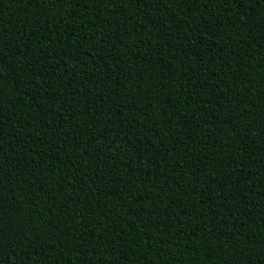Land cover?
I'll return each mask as SVG.
<instances>
[{"label":"trees","instance_id":"trees-1","mask_svg":"<svg viewBox=\"0 0 264 264\" xmlns=\"http://www.w3.org/2000/svg\"><path fill=\"white\" fill-rule=\"evenodd\" d=\"M0 264H264V0H0Z\"/></svg>","mask_w":264,"mask_h":264}]
</instances>
